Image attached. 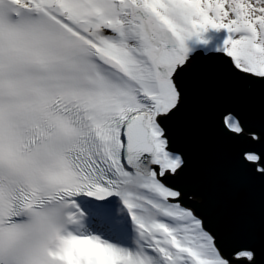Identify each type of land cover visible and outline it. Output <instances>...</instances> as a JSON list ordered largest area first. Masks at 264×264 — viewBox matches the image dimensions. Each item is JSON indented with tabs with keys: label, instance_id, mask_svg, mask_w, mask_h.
I'll return each mask as SVG.
<instances>
[{
	"label": "snow or ice",
	"instance_id": "6c2138e0",
	"mask_svg": "<svg viewBox=\"0 0 264 264\" xmlns=\"http://www.w3.org/2000/svg\"><path fill=\"white\" fill-rule=\"evenodd\" d=\"M210 28L227 38L198 64L185 42ZM207 73L231 85L216 135L264 179V0H0V264H41L38 231L57 207L75 224L80 193L121 198L134 248L70 225L52 264H264L175 146Z\"/></svg>",
	"mask_w": 264,
	"mask_h": 264
},
{
	"label": "water",
	"instance_id": "95a60500",
	"mask_svg": "<svg viewBox=\"0 0 264 264\" xmlns=\"http://www.w3.org/2000/svg\"><path fill=\"white\" fill-rule=\"evenodd\" d=\"M219 53L197 52L198 64H207ZM230 82L214 73L199 74L191 81L189 110L175 146L186 152L188 175L218 215L264 252V179L240 172L233 165V150L215 133L217 108L229 100ZM239 107L251 111L252 104L241 100ZM198 204L199 201L193 202Z\"/></svg>",
	"mask_w": 264,
	"mask_h": 264
},
{
	"label": "bare ground",
	"instance_id": "6f19581e",
	"mask_svg": "<svg viewBox=\"0 0 264 264\" xmlns=\"http://www.w3.org/2000/svg\"><path fill=\"white\" fill-rule=\"evenodd\" d=\"M227 38V36H223L220 31L214 29H208L204 33H202L199 37L193 36L190 39L186 40L185 46L190 50V55H195L197 52L209 53L215 51L223 46V41ZM201 41H205L206 43H201ZM114 200L111 198L107 202L112 208L115 217L113 214L102 211H92L88 210L86 212L79 210L78 203L75 202L76 208L68 209L69 212H75L77 214V222L69 227V230L76 235L85 236L86 228L85 225L91 222L103 230L108 229L107 232L113 231V236L116 240L119 239V235H122L123 238L126 239L125 236L131 237L132 250L134 248L133 241L136 239V230L135 225L130 219L128 209L124 206L121 198L118 195H113ZM78 209V211H77ZM117 211V212H116ZM105 213V214H103ZM84 215H88V218H85ZM86 223V224H85ZM125 228H124V227ZM89 237H95L97 239L98 236L89 235ZM118 246L114 245V247H120L121 245L117 243ZM122 247V246H121Z\"/></svg>",
	"mask_w": 264,
	"mask_h": 264
},
{
	"label": "clouds",
	"instance_id": "9594fccd",
	"mask_svg": "<svg viewBox=\"0 0 264 264\" xmlns=\"http://www.w3.org/2000/svg\"><path fill=\"white\" fill-rule=\"evenodd\" d=\"M138 181L129 185V189L135 190V185ZM126 189L121 187L120 191L123 193ZM141 215H144L146 220H151L153 217L146 215L143 209L139 210ZM50 219L38 231L37 238V252L41 260V264H52L50 253L58 251L61 246L62 235L65 230L73 225L68 220L67 211L63 208L57 207L55 211L49 213ZM38 222V218H37Z\"/></svg>",
	"mask_w": 264,
	"mask_h": 264
},
{
	"label": "rangeland",
	"instance_id": "374dc122",
	"mask_svg": "<svg viewBox=\"0 0 264 264\" xmlns=\"http://www.w3.org/2000/svg\"><path fill=\"white\" fill-rule=\"evenodd\" d=\"M219 31L221 32V34H222L223 36H227V34L224 32V30H219ZM85 236H88V237H89V233H88V234L85 233ZM106 244H109V243L106 242Z\"/></svg>",
	"mask_w": 264,
	"mask_h": 264
}]
</instances>
